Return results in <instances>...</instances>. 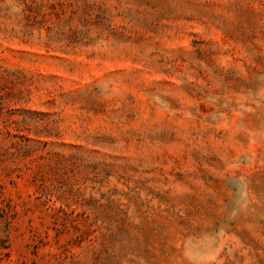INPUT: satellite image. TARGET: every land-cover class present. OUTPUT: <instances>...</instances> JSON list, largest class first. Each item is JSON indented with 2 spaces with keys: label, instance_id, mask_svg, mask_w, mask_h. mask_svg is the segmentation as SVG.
Segmentation results:
<instances>
[{
  "label": "rangeland",
  "instance_id": "rangeland-1",
  "mask_svg": "<svg viewBox=\"0 0 264 264\" xmlns=\"http://www.w3.org/2000/svg\"><path fill=\"white\" fill-rule=\"evenodd\" d=\"M0 264H264V0H0Z\"/></svg>",
  "mask_w": 264,
  "mask_h": 264
}]
</instances>
